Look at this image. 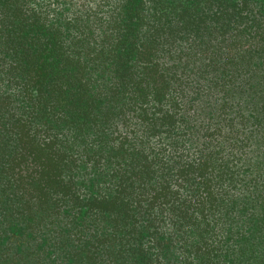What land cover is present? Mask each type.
Returning a JSON list of instances; mask_svg holds the SVG:
<instances>
[{"label":"trees","instance_id":"trees-1","mask_svg":"<svg viewBox=\"0 0 264 264\" xmlns=\"http://www.w3.org/2000/svg\"><path fill=\"white\" fill-rule=\"evenodd\" d=\"M0 264H264V0H0Z\"/></svg>","mask_w":264,"mask_h":264}]
</instances>
